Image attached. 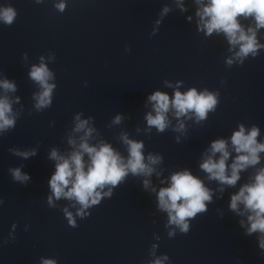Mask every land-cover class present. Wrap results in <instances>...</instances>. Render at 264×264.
<instances>
[{"label": "clouds", "instance_id": "clouds-1", "mask_svg": "<svg viewBox=\"0 0 264 264\" xmlns=\"http://www.w3.org/2000/svg\"><path fill=\"white\" fill-rule=\"evenodd\" d=\"M39 3L40 0H37ZM179 2V0H178ZM199 6L196 11L198 20V30L211 36L213 33H223L230 45L229 51L234 52V58L227 59L226 63L231 66L235 60L241 64L250 55L255 58L259 55V50L264 48L257 40V32L264 28V0H195ZM62 12L65 9L63 2L56 5ZM182 11L183 4L180 3ZM169 8L163 9L162 15L167 14ZM17 17L16 9L9 6H0V21L11 26ZM253 20L254 27L245 28L240 19ZM191 17H189V20ZM43 61V57H41ZM31 80L36 82L41 91L33 95L35 109L41 111L52 105L53 90L56 87L53 80V73L47 65L41 62L33 65L29 72ZM170 86V85H169ZM0 88L5 93L15 92L17 86L9 79H0ZM19 102V97L16 101ZM148 102L152 104L153 112H149L145 119L148 130L155 128L163 133L170 124L168 113L174 111L177 118L194 113L197 121L206 118L210 110H214L217 105V96L207 90L197 92L195 88L187 92L176 90L172 98L167 93L156 91L148 97ZM13 101L7 94L0 96V132H6L15 127L16 115L12 109ZM91 119V117L89 118ZM89 119H81L80 114L75 116V126L73 131L82 132L79 137V144L76 139L69 137L68 144L73 146L67 156L60 154L53 148L49 154V159L55 161V172L48 181L51 195L47 197L50 207H55L54 200L67 199L76 209L75 216L67 207L63 208L64 216L70 227H77L76 217L84 219L88 213L87 209L98 205L105 196L112 195V188L118 186L125 178L131 174L133 176L150 177L158 165L162 162L159 155L149 154L145 157L142 141L129 139L127 133H122L121 141L126 146L128 155L125 157L115 150L111 144L100 141L97 144H90L95 129L89 126ZM121 116L117 115L113 124H119ZM175 131H183L184 124L181 121ZM260 129L253 125L250 130H246L243 124L234 131L229 140L224 138L215 139L211 142L210 148L204 153L199 168L207 174V179L216 181L221 185L219 191H224L223 186L234 187L241 179L240 173L249 167H255L260 163V153L264 152V143H260L257 137ZM178 139V138H177ZM15 155L28 159L36 155V151L13 150ZM235 156H232V153ZM85 155L88 157L85 161ZM232 157L231 163L228 161ZM15 181L26 183L30 180L27 173H22L20 168L10 169ZM157 176L160 173L156 172ZM167 187H161L156 192L157 207L160 211L166 212L168 216L167 226L172 225L180 232L189 231V219L204 213L207 210V203L212 202V190L204 181L185 169L176 171L170 175ZM163 183V181H162ZM151 181L145 179L143 187L149 188ZM108 191H103L106 187ZM3 201L0 200V204ZM241 205L243 208L241 209ZM229 208L232 212L240 216L246 215L245 220L240 221L241 227L247 223L245 234L251 236L258 234L259 247L264 249V167H260L255 172L251 182L245 183L239 191L231 195ZM169 237L175 235V231H169ZM168 256L157 257L151 264H163ZM41 264H57L56 260L43 259Z\"/></svg>", "mask_w": 264, "mask_h": 264}]
</instances>
